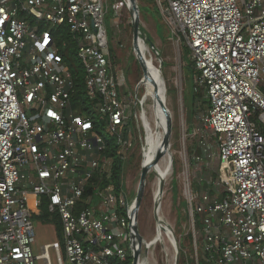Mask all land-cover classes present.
<instances>
[{
	"label": "built area",
	"instance_id": "1",
	"mask_svg": "<svg viewBox=\"0 0 264 264\" xmlns=\"http://www.w3.org/2000/svg\"><path fill=\"white\" fill-rule=\"evenodd\" d=\"M164 1L163 24L185 41L209 103L200 131L218 150L220 193L193 195L184 178L195 264H264V0ZM124 6L0 0V264H51L49 250L56 264H130L136 214L110 183L131 147L130 115L105 27ZM213 146L202 144L206 163ZM44 202L61 242L34 255Z\"/></svg>",
	"mask_w": 264,
	"mask_h": 264
},
{
	"label": "rangeland",
	"instance_id": "2",
	"mask_svg": "<svg viewBox=\"0 0 264 264\" xmlns=\"http://www.w3.org/2000/svg\"><path fill=\"white\" fill-rule=\"evenodd\" d=\"M121 1L107 0L110 6ZM135 4L138 8L140 35L146 37L144 49L146 59L153 66L158 80L163 83L165 103L172 117L170 144L173 153L171 168L174 169L173 182H170L171 179L168 177L164 181L162 192L158 185V175L154 170H151L146 177L135 225L139 264H169V261L174 262V258L177 259L175 264H195V252L191 246L192 236L187 218L189 205L183 188L184 178L189 177L193 195L207 192L213 197L216 193H220L217 177L218 150L213 146V136L204 135L200 131V118L207 112V104L197 99L195 113L191 112V98L195 92L204 90L193 88L196 72L190 62V52L185 41L173 40L163 24L160 7L166 5L165 1L135 0ZM119 15L120 17L116 18L113 11L109 13L105 18V27L110 61L121 96L128 104L129 129L132 135L131 147L123 161L120 185L116 191L123 193L130 205L134 206L141 178L143 150L145 151L146 146L145 162L150 158L155 147L153 117L157 112L155 104L158 101L156 99L154 104L145 103L141 110L140 102L154 99V90L151 84L147 87V92L140 86L145 76L132 48V20L128 8L123 7ZM147 38L150 40L149 43ZM72 61L75 62V59L73 58ZM191 72L193 76L190 75ZM204 100L207 101L206 97ZM102 136L109 138L105 131H102ZM205 140L213 146L212 160L207 163L202 151ZM197 158L200 160L197 161ZM112 182L110 183L114 187ZM159 226L164 242L149 247L148 243L157 236ZM165 227L170 232L172 242L166 234ZM33 230L34 255L40 253L42 246L52 244L58 239L55 224L41 221L38 215L33 219ZM173 241L176 248L173 247ZM49 256L51 264H56L52 250H49ZM130 263L134 264L133 256Z\"/></svg>",
	"mask_w": 264,
	"mask_h": 264
},
{
	"label": "bare ground",
	"instance_id": "3",
	"mask_svg": "<svg viewBox=\"0 0 264 264\" xmlns=\"http://www.w3.org/2000/svg\"><path fill=\"white\" fill-rule=\"evenodd\" d=\"M138 46L144 56V59L146 61V66H147V71L149 73H151L154 77H157L155 71L153 70V66L150 64V62L146 59V53L144 52L145 50V44H144V37H141L140 35V38L138 40ZM150 55V54H149ZM148 77L146 79H144L142 82H141V87L143 89H145V92H147V87L149 86V84L152 85L153 87V90H154V93H153V97L154 99L152 100H145V101H141L140 102V105H141V110L143 109V105L146 103V104H154L155 100L157 99L156 98V93H155V89H154V85L150 79V76L147 75ZM163 78V77H162ZM159 88H160V94H159V97L157 99L158 103L160 104V108L157 106V116L159 117V120L161 121V123L163 124V127L161 126V124L156 120V115L154 114V117H153V122H154V150L150 156L149 159H147L145 162H144V155L146 153V150H147V147L145 146V151L143 150V163H142V166H145L146 164H148L149 162H151L152 158L154 156H158V161H157V164L154 168H152L151 170H154L155 173L158 175V185H159V181L160 180H166L170 174H171V160H172V156H173V153L171 152V144L167 150V153L161 157V148H162V144H163V140H164V131H163V128H167L168 130L171 128V120H172V117L170 115V112L166 106V103H165V92H164V86H163V83L162 81H159ZM174 115V114H173ZM152 123V122H151ZM153 124V123H152ZM174 124V123H173ZM173 129V128H172ZM171 135V134H170ZM150 140V139H149ZM143 143V142H142ZM174 151V150H172ZM182 155V154H181ZM182 158V157H181ZM154 173V172H153ZM150 174V173H149ZM159 190V189H158ZM157 192L155 193V198L157 200ZM159 211V207L157 209V212ZM159 213V212H158ZM158 216H160L158 214ZM158 218V217H157ZM161 226L158 227V232H157V236L150 242L148 243V246L149 247H152V246H155V244L157 243H163L164 242V239H163V236H162V233H161V229H160ZM165 229L167 230L166 234L167 236L169 237V239L171 240V236H170V232L168 231V228L165 227ZM172 242V240H171ZM173 247L176 248V245H175V242L173 241ZM166 252H167V249H165ZM175 264V258H174V262H170L169 261V264ZM148 264V263H147Z\"/></svg>",
	"mask_w": 264,
	"mask_h": 264
},
{
	"label": "water",
	"instance_id": "4",
	"mask_svg": "<svg viewBox=\"0 0 264 264\" xmlns=\"http://www.w3.org/2000/svg\"><path fill=\"white\" fill-rule=\"evenodd\" d=\"M126 4H127V8L131 14V20H132V30H133V41H132V48L133 51L135 53V59L137 61V63L139 64V66L141 67L142 71L144 72V76L145 79L148 77L147 75L150 76V79L154 85V89H155V93H156V98L158 99L159 94H160V86H159V80L158 77H154L151 73H149L147 71V66H146V61L144 59V56L138 46V40L140 38V26H139V18H138V8L135 4V0H126ZM146 41V37H144V44ZM158 104V105H157ZM155 105H157L160 108V104L157 103ZM156 115V120L161 124V126L163 127V124L161 123V121L159 120V117L157 116V112H155ZM259 123L264 127V116L259 118ZM164 131V140H163V144H162V148H161V157L164 156L167 153V150L170 146V129L168 130L166 127L163 128ZM158 156H154L151 160V162H149L148 164H146L145 166H142V170H141V178H140V182H139V188H138V194H137V199H136V203L134 205V212L137 215V211L140 207L141 204V200H142V193H143V188L145 186V180L146 177L148 175V173L151 171L152 168H154L157 164L158 161ZM172 162V160H171ZM159 189L160 192H162V188L164 187V181L160 180L159 181ZM135 225H136V218L133 219L130 223V234L132 236V240L134 242V246L135 249L133 251V258H134V264H139V255H138V249H137V236L135 233ZM175 259V263H176Z\"/></svg>",
	"mask_w": 264,
	"mask_h": 264
},
{
	"label": "trees",
	"instance_id": "5",
	"mask_svg": "<svg viewBox=\"0 0 264 264\" xmlns=\"http://www.w3.org/2000/svg\"><path fill=\"white\" fill-rule=\"evenodd\" d=\"M148 1H152V0H148ZM124 7H126V6H124ZM147 41L149 43L150 40L147 38ZM72 48L73 47L71 45H69L67 48L61 50V52L64 55V59L67 62L68 61L70 62V60L72 59V57H71V55H73V49ZM186 51H188V49H186ZM71 62H73V61L71 60ZM190 65L191 64H189V66ZM75 74H76V72H75ZM190 75L193 76L192 72L190 73ZM77 78L78 79L76 80V82L78 83V87L80 88V90L78 92V95H77V99L79 100L81 98V96L83 95V91L81 90L82 89V78L81 77H78V76H77ZM194 87L195 86H193V88ZM197 99H200L201 101H203L204 103H206L207 104V109H208V106H209L208 105V102L204 100L205 99V90L203 92H199V93L198 92H195L194 95H193V98H191V106H192L191 112L193 114L195 113V107H196ZM156 107H157V105H156ZM82 112L83 111L80 109L79 114L84 115ZM85 116L87 117V115H85ZM89 117H90V115H89ZM255 122H257L256 119H255ZM131 133H132L131 132V129H128L127 138L131 137V135H132ZM116 152H117V150L113 149L111 151L110 156H115ZM190 152L193 153V150L190 149ZM122 169H123V162L116 161L115 164H114V166H113V175H112V179H111V181H113L112 183H114L115 190H118L119 189V185H120V174H121ZM103 185L105 186V185H107V183L104 182ZM45 207H46V203L44 202V205L42 206L41 214H40V217H39V219L41 221H44V222L50 221L49 218H48V215L46 213ZM34 217H36V216H34ZM53 220H54L53 223L55 224V228H56V232H57V237H58V239L61 242V226H60L59 219H58V217L55 216V217H53Z\"/></svg>",
	"mask_w": 264,
	"mask_h": 264
},
{
	"label": "crops",
	"instance_id": "6",
	"mask_svg": "<svg viewBox=\"0 0 264 264\" xmlns=\"http://www.w3.org/2000/svg\"><path fill=\"white\" fill-rule=\"evenodd\" d=\"M190 52V51H189ZM205 97H206V93H205ZM206 99H207V97H206ZM208 102V101H207ZM209 105V104H208ZM209 107V106H208ZM208 110V109H207ZM40 217V216H39ZM51 222V221H50Z\"/></svg>",
	"mask_w": 264,
	"mask_h": 264
}]
</instances>
